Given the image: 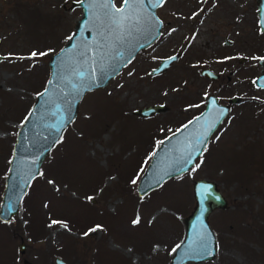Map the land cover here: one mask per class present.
I'll return each instance as SVG.
<instances>
[{
    "label": "rangeland",
    "instance_id": "rangeland-1",
    "mask_svg": "<svg viewBox=\"0 0 264 264\" xmlns=\"http://www.w3.org/2000/svg\"><path fill=\"white\" fill-rule=\"evenodd\" d=\"M71 1L0 0V54H13L0 59V202L21 121L45 85L50 55L81 15ZM256 9V0H165L157 8L162 36L107 85L84 94L19 211L0 220V264H56V256L66 264H169L195 204L197 178L215 181L228 206L208 217L219 245L215 256L185 264H264V91L252 83L258 65L250 70L264 53ZM49 49L54 51L46 56L19 58ZM174 51L181 53L176 62L150 74ZM242 55L246 60L239 62ZM205 66L220 77L202 76ZM205 93L222 103L240 100L230 103L195 162L204 163L139 195L137 181L153 151L199 113ZM153 103L167 108L149 116L135 112ZM138 215L141 222L133 225ZM96 225L102 227L83 235Z\"/></svg>",
    "mask_w": 264,
    "mask_h": 264
},
{
    "label": "water",
    "instance_id": "water-1",
    "mask_svg": "<svg viewBox=\"0 0 264 264\" xmlns=\"http://www.w3.org/2000/svg\"><path fill=\"white\" fill-rule=\"evenodd\" d=\"M256 4L258 25L260 30L264 32V23H261V21L264 20V0H256ZM73 6L81 7L82 11L80 17L74 24V30L71 32V34L76 33V36L72 41H68L66 39L64 44L57 51L50 55L48 60L49 75L44 87L38 93L43 92L45 87H48L50 91L54 90V85L57 84V80L55 79V77L59 75L58 65L61 57H72L75 52L83 50L86 46L91 47L93 50L95 49L97 32L92 20L89 17L88 11H86L85 7L78 5L76 3V0L71 1L70 7ZM159 6V4H156V0H152V3H149L148 0H145L144 5L139 6L141 9H143L145 15L154 14V17L160 22V24L154 27L148 34L133 36L129 38L119 48V50L124 53L125 57H130L132 59L139 50L150 46L160 35L162 19L157 14V8ZM90 28L92 29L91 31H89ZM72 45H76V49L68 51L69 49H71ZM141 45L143 46L141 47ZM62 50L65 51L62 52ZM110 55H114V53H110ZM0 57L3 56L0 55ZM169 58L170 57H165L161 59L159 64L151 70V74H159L160 72L166 70L172 61ZM260 62L264 65V61L260 60ZM113 64H116L118 66L119 61L108 59L104 62L102 68L93 64L92 60H89L88 63L83 65V68L88 73V75H92V69L94 67H96L97 69L95 71V83L93 84L91 90L104 87L113 77L117 75L112 74ZM121 68L122 67H119V71L121 70ZM200 74L210 79H216L219 75L209 67H203L200 70ZM49 80H53V85L48 84ZM254 84L256 86L264 88V67L260 75L255 77ZM60 86L65 87L64 85ZM88 91H84L82 95L76 97L70 105H65L63 100L58 99L57 103H59L61 106V112H56L55 105H43L44 98L37 95L35 96V99L29 108V111L35 109L34 114L29 118L27 123H25L23 126H19L16 134V139L13 144L9 170L5 180V186L0 202V220L9 221L13 217V215H15L19 211L20 200L28 185L30 184L32 179L39 173L43 160L45 159L53 145L56 143L54 141L60 138L64 129L77 115L79 103L84 94ZM209 97L217 99L216 106H212L210 101H206L204 108L193 118L183 124L185 125L189 121H193V123L190 124L187 129L176 133L175 137H173V132L172 134L167 136L172 137V139L168 140L165 137L162 140L164 141V143H159V145L156 147L154 151H156L157 154L150 157L145 171L137 181V192L139 195H142L145 192L157 187L164 180L170 177L178 176L182 173L187 172L195 164L196 158L201 154L195 152L192 153L195 159L191 164L185 163L184 159L181 158L182 155H184L185 146L191 142H194V139L200 135V133L204 129L206 121L215 119V117L218 115L217 108L228 109V112L230 108L229 102H220L216 95L209 94ZM238 100L239 97H233L229 99L230 102H237ZM166 108L167 106L164 103H153L141 107L135 112L139 115L149 116ZM209 109H211V111H209ZM54 112L56 113L55 115L52 114ZM61 114L64 116V127L62 128V131L60 133H57L54 128L49 126L56 124L57 118ZM227 114L222 118V121L227 116ZM198 117H200L199 120L196 119ZM221 122L217 123L216 128L207 135L206 143L213 132L221 124ZM180 128L181 127H179L178 129ZM199 147L203 148L205 146L200 145ZM204 188H208L209 192L201 195ZM192 189L195 204L191 212L184 217V234L182 239L178 243L181 245V247L177 249L175 253H172L169 264H185L189 261L200 262L210 260L215 256L216 253V238L214 231L210 227L208 217L214 209L226 208L228 206V201L219 190L215 181L211 179H194L192 183ZM217 197H219V199H217ZM9 205H12V210H9ZM199 231H207L212 234L211 244L214 249V255L206 256L202 259L187 258L184 255V250L185 248H187L190 242V237L194 236ZM18 249L19 252H24V241H21L19 243ZM54 262L56 264H66L65 261L59 256H56L54 258ZM23 263L33 264L27 259H24Z\"/></svg>",
    "mask_w": 264,
    "mask_h": 264
},
{
    "label": "snow or ice",
    "instance_id": "snow-or-ice-1",
    "mask_svg": "<svg viewBox=\"0 0 264 264\" xmlns=\"http://www.w3.org/2000/svg\"><path fill=\"white\" fill-rule=\"evenodd\" d=\"M149 3H152V0H148ZM78 5L85 7L86 11L89 13V17L93 22V25L97 32V41L95 49L91 47H85L83 50L77 51L72 57H61L58 68L59 75L55 77L57 84L54 85V90L50 91L48 87H45L43 92L37 93L39 97H43V105H55L56 112H61V106L57 103V100H63L65 105H70L71 102L78 96L82 95L84 91L91 90L93 84L95 83V71L96 67L92 69V75L84 70L83 65L88 63L89 60H92L93 64L102 68L106 60L112 59L119 61L118 66L116 64L112 65V74H118L119 67H125L128 63L131 62L130 57H125L124 53L119 50V48L131 37L140 36L148 34L152 31L154 27L160 24V22L153 15H145L143 9L139 6L144 5L145 0H121L119 6L116 4V0H76ZM165 0H156V4L163 5ZM156 6V5H153ZM198 15V13H193V16ZM264 23V20L261 21ZM92 29L90 28L89 31ZM174 31V30H172ZM76 36V33L69 35L66 39L72 41ZM143 45H141L142 47ZM76 45H72V51L76 49ZM54 50L49 49L44 52H37L35 50L31 51L27 57H19L20 59H34L39 56H46L49 52ZM65 50H62V52ZM114 53V55H110ZM13 56L12 53H9L6 57H0V59H9ZM170 60H176L178 57L173 56L169 58ZM225 59H231L230 57H225ZM261 61H264V57H259ZM166 66V65H165ZM132 73L129 72V75ZM49 85H53V80L48 81ZM64 85L65 87H61ZM205 102L210 101L212 106L217 105V99L209 97L208 93L204 94ZM204 103V102H202ZM42 105V107H43ZM200 105H193L190 107H199ZM35 109L29 111L28 115L25 116L24 120L21 121L23 126L28 122L29 118L33 116ZM211 111V109H209ZM218 115L214 120L206 121L203 131L194 139V142H191L185 146L184 159L185 163L191 164L195 157L192 153L202 154L206 150V137L207 135L216 128L217 123L222 121V118L227 114L228 109L217 108ZM55 115L56 113H52ZM203 116V114H202ZM197 120L200 117L196 118ZM193 121H189L187 124L182 125L180 129H176V132L173 133V137L176 136V133L181 132L188 128ZM55 129L57 133L62 131L64 127V116L61 114L57 118V122L54 125H50ZM163 131V130H162ZM170 140L172 137H166ZM218 139V137H217ZM54 142H59L58 140ZM160 144H163L164 141H160ZM204 145L205 147H199ZM157 153L154 151L152 153L155 156ZM204 163L203 160H200L199 163L194 165V168H199L200 164ZM194 170V169H189ZM52 183V181H49ZM135 183V180L133 181ZM209 192L208 188L202 190L201 195H204ZM88 199H93L88 197ZM219 199V197H217ZM9 210H12V205H9ZM139 215L136 219L132 220V224L136 225L140 223ZM62 223L60 221H52V224ZM101 225H96L94 228L89 229L83 235L87 236L90 232H94L97 229L101 228ZM212 234L207 231H199L194 236L190 237V242L184 250V255L190 259H202L206 256L214 255V249L211 244ZM181 247L180 244H177L172 252L175 253L177 249ZM219 245L215 246V249L218 250Z\"/></svg>",
    "mask_w": 264,
    "mask_h": 264
},
{
    "label": "flooded vegetation",
    "instance_id": "flooded-vegetation-1",
    "mask_svg": "<svg viewBox=\"0 0 264 264\" xmlns=\"http://www.w3.org/2000/svg\"><path fill=\"white\" fill-rule=\"evenodd\" d=\"M157 13H158V12H157ZM158 15H159V14H158ZM161 19H162V18H161ZM228 22H229V21H228ZM163 23H164V21H163V19H162L161 33H160V35L155 39V41H156L160 36H162V34H163V32H162V29H163ZM257 23H258V20H257ZM258 26H259V25H258ZM259 29H260V28H259ZM260 31H261V30H260ZM262 32H263V31H262ZM155 41H154V42H155ZM154 42H153V43H154ZM153 43H152V44H153ZM224 43H225V44H231V43H232V40L226 37V38L224 39ZM147 48H148V47H147ZM142 50H143V49H142ZM218 53L221 54V52H218ZM172 56H176V57H178V59H179L180 56H181V53L178 52V51H174V52H172V53H170V54H168V55H166V56H163V57H161V58L159 59L157 65L159 64V62L161 61V59H163V58H165V57H172ZM259 57H264V53H261V54H259V55L256 56V59H257V63H256V64H255V61H254V59H253L252 64H251V69H250V70H254V69H255V66L258 65V67H259V72H258L255 76L252 77V83H253V86H255L256 88L262 89V90L264 91V88H263V87L256 86V85L254 84V79H255V77H257L258 75H260V73L262 72V69H263V67H264V65L260 62ZM178 59H176V60H172L171 63L169 64V66H170L172 63L176 62ZM245 60H246V57L243 56V55L238 57V61H239V62H244ZM157 65H156V66H157ZM156 66H154V67H156ZM169 66H168V68H169ZM154 67H152V68L150 69V71H149L150 74H151V70H152ZM205 67H207V66H205ZM202 68H203V67H202ZM202 68H201V69H202ZM201 69H200V70H201ZM200 70H199V73H200ZM163 72H164V71L160 72L159 74H161V73H163ZM215 72H217V71H215ZM217 73L219 74V75H218V78H219V77H220V73H219V72H217ZM153 75H156V74H153ZM218 78H216V79H218ZM227 78L230 79V75H228ZM213 80H214V79H213ZM216 96H217V95H216ZM217 97H218V96H217ZM235 97H237V96H235ZM230 98H233V97H229V99H230ZM229 99H228V102H230ZM218 100H219V99H218ZM239 100H240V99H239ZM239 100H238V101H239ZM238 101H237V102H238ZM230 103H236V102H230ZM203 105L205 106V101H204V104H203ZM204 106H203V108H204ZM203 108H202V109H203ZM202 109H201V110H202ZM201 110H200V111H201ZM200 111H199V112H200Z\"/></svg>",
    "mask_w": 264,
    "mask_h": 264
}]
</instances>
